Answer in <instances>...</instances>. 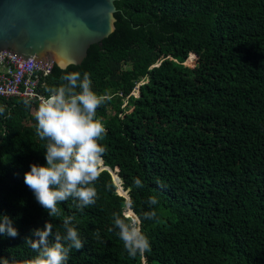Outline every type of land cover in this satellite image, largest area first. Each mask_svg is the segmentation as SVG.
I'll list each match as a JSON object with an SVG mask.
<instances>
[{"label": "trees", "instance_id": "obj_1", "mask_svg": "<svg viewBox=\"0 0 264 264\" xmlns=\"http://www.w3.org/2000/svg\"><path fill=\"white\" fill-rule=\"evenodd\" d=\"M114 4V31L66 71L88 72L93 90L109 97L97 108L106 129L101 166L118 169L135 212L157 211L159 222H143L150 251L135 258L125 251L112 213L133 210L122 207L127 199L107 169L95 204L79 211L70 199L58 205L59 217H48L23 181L30 163L45 162L38 103L0 97V213L19 232L0 237V264H29L36 255L25 242L29 230L47 220L51 242L64 235L68 215L83 247L67 264H264V0ZM190 54L192 66L184 63ZM63 74L53 65L45 87ZM152 195L158 205L147 204Z\"/></svg>", "mask_w": 264, "mask_h": 264}, {"label": "clouds", "instance_id": "obj_2", "mask_svg": "<svg viewBox=\"0 0 264 264\" xmlns=\"http://www.w3.org/2000/svg\"><path fill=\"white\" fill-rule=\"evenodd\" d=\"M62 71L64 74L60 77V83L45 87L47 95L37 97L38 104L34 112L36 133L45 141V162L30 163L28 170L23 173L24 184L48 217H59L61 209L58 205L70 199L76 202L75 207L79 211L95 204L98 195L95 183L100 176L102 155L106 151L100 143L106 135V129L97 118V108L109 97L93 90L88 72H69L66 66ZM23 103L30 107L31 99H25ZM4 111V107L0 106V114ZM133 183L136 188L143 187L139 178L134 179ZM116 185L120 194L119 188L123 190L121 180ZM147 204L155 206L159 200L152 195ZM122 207L133 211L128 215L114 211L112 225L118 230L119 239L128 256H143L151 248L143 222H159L158 213L156 210L135 212V201L131 198ZM75 219V215L65 216L64 235L57 232L51 242L48 239L53 236L50 222L46 220L42 228H31L29 231L33 239L25 237V242L36 255L29 264H67L70 251L83 247L80 234L73 224ZM112 230L109 228V231ZM18 235L13 219L0 213V237L15 239ZM94 236L100 239L98 231Z\"/></svg>", "mask_w": 264, "mask_h": 264}, {"label": "water", "instance_id": "obj_3", "mask_svg": "<svg viewBox=\"0 0 264 264\" xmlns=\"http://www.w3.org/2000/svg\"><path fill=\"white\" fill-rule=\"evenodd\" d=\"M114 2L0 0V51L38 65L49 60L61 69L80 64L92 44L114 31ZM101 169H107L115 182L118 169ZM125 197L129 199L127 193Z\"/></svg>", "mask_w": 264, "mask_h": 264}, {"label": "built area", "instance_id": "obj_4", "mask_svg": "<svg viewBox=\"0 0 264 264\" xmlns=\"http://www.w3.org/2000/svg\"><path fill=\"white\" fill-rule=\"evenodd\" d=\"M42 63L19 60L0 51V97L31 99L38 103L37 97L46 96L40 93L39 87H45V78L53 67L49 60Z\"/></svg>", "mask_w": 264, "mask_h": 264}, {"label": "rangeland", "instance_id": "obj_5", "mask_svg": "<svg viewBox=\"0 0 264 264\" xmlns=\"http://www.w3.org/2000/svg\"><path fill=\"white\" fill-rule=\"evenodd\" d=\"M184 63L189 66H192L195 63V57L192 54H190ZM134 94L138 95L137 89L134 90Z\"/></svg>", "mask_w": 264, "mask_h": 264}, {"label": "crops", "instance_id": "obj_6", "mask_svg": "<svg viewBox=\"0 0 264 264\" xmlns=\"http://www.w3.org/2000/svg\"><path fill=\"white\" fill-rule=\"evenodd\" d=\"M119 191L122 192L121 190H119ZM122 193H123V192H122ZM130 212H132V211H128V212H127V215H128Z\"/></svg>", "mask_w": 264, "mask_h": 264}]
</instances>
